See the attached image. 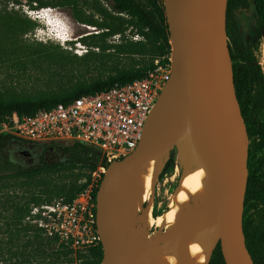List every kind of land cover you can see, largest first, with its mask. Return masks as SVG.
<instances>
[{
    "label": "rangeland",
    "instance_id": "obj_1",
    "mask_svg": "<svg viewBox=\"0 0 264 264\" xmlns=\"http://www.w3.org/2000/svg\"><path fill=\"white\" fill-rule=\"evenodd\" d=\"M139 1L168 41L137 16L116 12L104 0H0V100L65 95L112 76L172 66L163 0ZM8 140L0 142L6 155ZM179 154L177 147L167 154L174 164L163 174L160 167L150 199L143 204L153 217L171 212L169 204L186 170ZM101 178L98 167L64 166L0 179V264H101L93 223L84 241L79 237L77 242L62 238L58 230L50 235V220L42 214L46 206L72 202L83 192L95 202ZM194 188L193 183L188 186L175 226L163 221L148 227L138 217L145 209L136 212L132 225L141 226L139 241L158 243L203 205L204 192L195 193Z\"/></svg>",
    "mask_w": 264,
    "mask_h": 264
},
{
    "label": "water",
    "instance_id": "obj_2",
    "mask_svg": "<svg viewBox=\"0 0 264 264\" xmlns=\"http://www.w3.org/2000/svg\"><path fill=\"white\" fill-rule=\"evenodd\" d=\"M163 2L173 48L171 74L137 148L111 162L103 173L96 196V226L103 248L101 264H140L152 251L181 242L198 223L206 226L202 238L209 260L220 243L226 264H255L243 223L248 177L247 129L234 82L227 33L228 0ZM175 86L181 97L165 106L163 99ZM162 145L167 154L177 147L185 164L186 155L193 158L199 151L207 150L215 188L176 230L156 244L139 245L141 241L132 225L135 198L125 193L127 207L120 214L116 192L127 173L143 165Z\"/></svg>",
    "mask_w": 264,
    "mask_h": 264
},
{
    "label": "built area",
    "instance_id": "obj_3",
    "mask_svg": "<svg viewBox=\"0 0 264 264\" xmlns=\"http://www.w3.org/2000/svg\"><path fill=\"white\" fill-rule=\"evenodd\" d=\"M171 69V64L158 65L141 78L119 82L69 102L30 114L15 111L1 123L0 133L32 142L78 141L93 145L106 159L98 166L103 174L111 162L137 148ZM46 207L42 214L50 220V235L58 230L62 238L73 237L78 242L80 237L84 241L91 224H96V202H90L88 193H81L72 202L59 201ZM95 230L98 232L97 226ZM97 237L100 238L98 233Z\"/></svg>",
    "mask_w": 264,
    "mask_h": 264
},
{
    "label": "flooded vegetation",
    "instance_id": "obj_4",
    "mask_svg": "<svg viewBox=\"0 0 264 264\" xmlns=\"http://www.w3.org/2000/svg\"><path fill=\"white\" fill-rule=\"evenodd\" d=\"M228 24L231 25L228 41L234 82L240 64L256 66L260 75L259 78L240 75L245 88L239 96L235 83L248 137V177L244 212L245 222L252 236L254 230L264 228V0H231L227 26ZM251 54L254 57L252 62L249 61ZM259 91L262 102L257 104L255 97ZM7 149L13 160L5 153L4 156L20 167L41 165L44 162L56 164L65 161V156L69 155L62 144L19 139L8 140ZM252 209V214H249Z\"/></svg>",
    "mask_w": 264,
    "mask_h": 264
},
{
    "label": "trees",
    "instance_id": "obj_5",
    "mask_svg": "<svg viewBox=\"0 0 264 264\" xmlns=\"http://www.w3.org/2000/svg\"><path fill=\"white\" fill-rule=\"evenodd\" d=\"M104 1L110 2L112 9L116 12L125 13L130 16H137L142 22L146 24V26L149 29L154 30L159 36L164 37L168 41L169 36L165 34L164 29L157 24L156 20L151 15V13L144 7V5L139 0H104ZM230 7H231V0H228L227 16H229ZM230 28L231 25L228 24L227 26L228 34H230L231 31ZM253 60L254 57L251 54L249 61L252 62ZM147 71L148 70L141 72L127 73V74H120L109 77L104 80H98L88 86H82L76 89L74 92L65 95L39 97V98H16L8 101L0 100V125L15 111L21 114H30L41 108H50L60 102H69L83 94L94 93L96 91L109 88L112 85L119 82H128L137 78H141L145 76ZM240 75H249V77L251 78L260 77L259 69L256 66L250 64L249 65L240 64L239 72L236 71L235 73V83H236L238 96L240 95V92L242 93L243 89L245 88V85L242 82V77H240ZM255 100L257 104L262 102V94L260 93V91L256 95ZM3 139H19V138H16L15 136H11L8 134L0 133V142ZM46 144H62L65 148L66 153H69V155L65 156L66 160L63 162L60 161L56 164H48L44 162L41 165L20 167L15 165L12 161L8 160V158L4 156L0 148V179L12 177V176H32L42 171L52 170L64 166H70L75 168L89 167L94 169L99 165L106 163V159L102 155L101 151L93 145H89L78 141L72 143L52 141ZM173 164H174V157L171 155L167 160V162L165 163L162 174L166 172L170 167H172ZM101 180L102 178L98 183V188L96 192H98ZM95 202H96V194H95ZM245 205H246V201H245ZM93 213L94 216L96 217V207L93 209ZM245 215L246 212H244V232L246 235L247 247L251 252L255 264H264V228L262 230L260 228L254 230L251 236L245 222ZM94 227L96 228V224H94ZM98 248L100 254L102 255L103 248L101 242H99ZM83 264H100V263L93 261H86ZM207 264H226L220 243H218V245L214 249L210 257V260L208 261Z\"/></svg>",
    "mask_w": 264,
    "mask_h": 264
},
{
    "label": "bare ground",
    "instance_id": "obj_6",
    "mask_svg": "<svg viewBox=\"0 0 264 264\" xmlns=\"http://www.w3.org/2000/svg\"><path fill=\"white\" fill-rule=\"evenodd\" d=\"M180 97L181 93L177 86H175L171 94L164 97L163 104L167 106ZM167 157V151L162 145L147 158L143 165L136 167L127 173L123 184L116 192L118 213L124 214L127 207L125 205V193H130L135 198L136 212L138 214L139 211L145 209L143 204L150 199L155 179L160 167H163L167 160ZM185 158L187 159L186 170L182 179L179 181L175 197L169 204L171 210L170 214L167 215L163 213L157 217H153L145 209L144 215H138L139 219L148 227L154 224H161L163 221L168 225L178 223V220L181 217V206L186 195L190 191L188 190V186L191 183L195 185L193 192L197 193L202 189L206 196L213 194L215 181L210 153L204 149L199 151L193 158L188 157V155H186ZM205 227V225L199 223L194 225L185 233L181 242L152 251L143 258L140 264H207L209 261V252L202 238ZM136 231L137 234L140 235L142 233L141 226L140 228L138 227ZM146 244H148L146 241H141V243H139V245Z\"/></svg>",
    "mask_w": 264,
    "mask_h": 264
}]
</instances>
